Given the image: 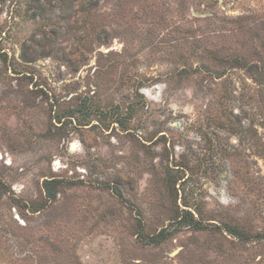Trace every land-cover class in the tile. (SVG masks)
Returning a JSON list of instances; mask_svg holds the SVG:
<instances>
[{
  "label": "rangeland",
  "instance_id": "374dc122",
  "mask_svg": "<svg viewBox=\"0 0 264 264\" xmlns=\"http://www.w3.org/2000/svg\"><path fill=\"white\" fill-rule=\"evenodd\" d=\"M0 264H264V0H0Z\"/></svg>",
  "mask_w": 264,
  "mask_h": 264
},
{
  "label": "trees",
  "instance_id": "16d2710c",
  "mask_svg": "<svg viewBox=\"0 0 264 264\" xmlns=\"http://www.w3.org/2000/svg\"><path fill=\"white\" fill-rule=\"evenodd\" d=\"M161 234L163 235V232H161L155 236H152L151 240L156 242L159 239V237L161 236Z\"/></svg>",
  "mask_w": 264,
  "mask_h": 264
}]
</instances>
